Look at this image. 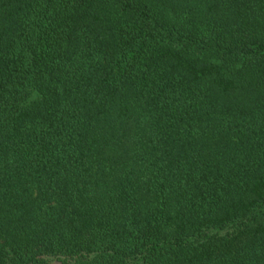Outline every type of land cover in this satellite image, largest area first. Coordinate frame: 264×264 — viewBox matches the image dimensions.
I'll list each match as a JSON object with an SVG mask.
<instances>
[{
	"label": "trees",
	"instance_id": "trees-1",
	"mask_svg": "<svg viewBox=\"0 0 264 264\" xmlns=\"http://www.w3.org/2000/svg\"><path fill=\"white\" fill-rule=\"evenodd\" d=\"M0 264H264V0H0Z\"/></svg>",
	"mask_w": 264,
	"mask_h": 264
}]
</instances>
